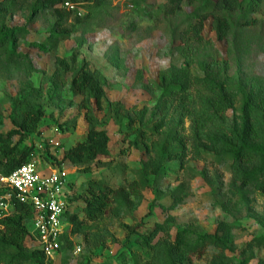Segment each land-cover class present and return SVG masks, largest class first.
Returning a JSON list of instances; mask_svg holds the SVG:
<instances>
[{
  "label": "rangeland",
  "instance_id": "374dc122",
  "mask_svg": "<svg viewBox=\"0 0 264 264\" xmlns=\"http://www.w3.org/2000/svg\"><path fill=\"white\" fill-rule=\"evenodd\" d=\"M105 1L104 11L93 15L80 7L85 24L60 42L54 19L47 13L35 15L36 0H27L8 21L16 30L13 44L0 47V135L13 130L20 101L42 108V136L23 145L38 150V170L45 163L53 166L47 162L46 146L62 160L63 152L83 142L88 132L81 107L84 97L74 94L71 77H65L58 65L59 59L71 61L77 55L76 68L87 62L104 76L107 99L99 119L111 140V157L84 165L62 164L69 181L80 195L90 182L118 190L140 178L151 186L143 199L128 196L113 204L106 218L90 222L87 236H75L73 248L61 258L66 264H158L153 252L141 245L144 236L158 229L160 238L168 236L170 242L179 232H186L191 243L220 239L189 264H264V195L255 185L241 187L234 181L232 163L193 138L190 119L177 123L178 103L167 108L161 83L163 73L187 70L192 77L225 85L239 99L241 90L264 88V3L251 16L253 26L236 25L220 42L211 21L201 41L196 37V20L187 1L175 18L164 16L165 0ZM192 91L189 100L198 106L203 90ZM116 103L126 109L114 111L111 105ZM228 119L230 125L237 121V110ZM172 133L183 139L186 156L182 162L166 160L165 172L156 177L155 145ZM52 140L60 146H51ZM17 141L15 137L13 143ZM135 229L139 235L133 234Z\"/></svg>",
  "mask_w": 264,
  "mask_h": 264
},
{
  "label": "trees",
  "instance_id": "16d2710c",
  "mask_svg": "<svg viewBox=\"0 0 264 264\" xmlns=\"http://www.w3.org/2000/svg\"><path fill=\"white\" fill-rule=\"evenodd\" d=\"M27 0H0V47L13 44L15 29L8 25L9 18L20 12ZM164 16L175 18L184 9L187 1L191 17L196 20L193 31L201 41V33L207 21H211L213 30L220 42L226 41L236 25L253 26L251 20L264 0H165ZM105 0H36L33 7L35 15L49 14L55 21L60 42L68 41L85 24L78 10L69 11L66 4L77 9L86 7L88 15L95 11H104ZM101 9V10H100ZM77 55L71 61L59 59L58 65L65 77H71L70 85L75 95L83 96L81 104L85 119L89 125L83 142L63 152V159L58 160L46 146L47 162L53 167L62 164L84 165L90 162H102L111 157L110 137L103 127L99 114L105 109L107 99L105 79L101 72L90 68L87 62L76 68ZM163 97L167 108L177 102L178 124L190 119L193 138L205 141L217 156L231 162V171L235 182L241 187L255 185L264 195V88L255 87L250 93H233L225 85L210 78L192 77L187 70L180 73L165 72L161 75ZM199 87V104L190 101L193 88ZM20 116L13 122V130L7 135H0V176L7 177L21 166L38 159L35 147L23 145L32 137L42 136L40 124L45 118L42 108L35 107L30 101H20ZM114 111H124L122 104L111 105ZM238 112V119L229 124L228 114ZM76 126V124H74ZM163 124L158 126L162 129ZM154 149L158 151L157 160L152 162L153 175L159 177L169 162H182L187 148L179 134L172 133ZM18 137L14 144L13 139ZM56 150L60 151V148ZM257 161V163H255ZM68 189L70 209L66 216L67 230L61 239L60 257L51 261L46 258L35 238L32 236L31 221L34 212L29 206L17 205L14 213L0 221V264H66L61 258L73 248L75 236H87L90 222L104 219L110 213L113 204L126 201L129 197L143 199L151 186L144 179H137L129 184L128 189H114L103 182H90L83 194H78L74 183L69 181ZM81 202V203H80ZM80 207V208H79ZM163 232V230H162ZM135 229L134 235H139ZM160 231L155 229L142 238L144 249L153 252L158 264H189L193 258L206 255L210 245L221 243L220 239L202 238L195 243L189 242L186 232H179L169 241L160 238ZM171 239V238H170ZM260 245L263 238L258 240Z\"/></svg>",
  "mask_w": 264,
  "mask_h": 264
},
{
  "label": "built area",
  "instance_id": "2783aa9c",
  "mask_svg": "<svg viewBox=\"0 0 264 264\" xmlns=\"http://www.w3.org/2000/svg\"><path fill=\"white\" fill-rule=\"evenodd\" d=\"M66 8L71 12L78 10L71 4H66ZM49 143L60 146L55 140ZM45 164L41 171L36 162H31L7 177L0 176V221L10 217L17 205L29 206L34 212L32 236L46 258L55 261L60 257L61 239L67 230L69 176L66 165L55 168Z\"/></svg>",
  "mask_w": 264,
  "mask_h": 264
}]
</instances>
